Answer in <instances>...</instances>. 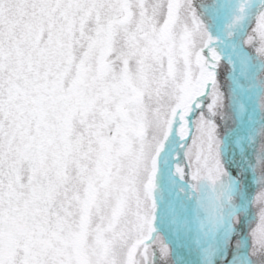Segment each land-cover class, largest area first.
Wrapping results in <instances>:
<instances>
[{
    "label": "snow or ice",
    "instance_id": "1",
    "mask_svg": "<svg viewBox=\"0 0 264 264\" xmlns=\"http://www.w3.org/2000/svg\"><path fill=\"white\" fill-rule=\"evenodd\" d=\"M0 264H264V0H0Z\"/></svg>",
    "mask_w": 264,
    "mask_h": 264
}]
</instances>
